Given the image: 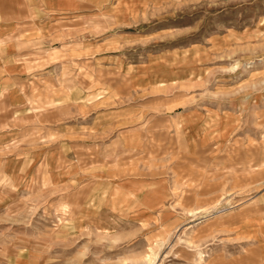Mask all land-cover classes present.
<instances>
[{
  "label": "rangeland",
  "instance_id": "1",
  "mask_svg": "<svg viewBox=\"0 0 264 264\" xmlns=\"http://www.w3.org/2000/svg\"><path fill=\"white\" fill-rule=\"evenodd\" d=\"M0 3L51 20L0 110V264H262L264 0Z\"/></svg>",
  "mask_w": 264,
  "mask_h": 264
},
{
  "label": "crops",
  "instance_id": "2",
  "mask_svg": "<svg viewBox=\"0 0 264 264\" xmlns=\"http://www.w3.org/2000/svg\"><path fill=\"white\" fill-rule=\"evenodd\" d=\"M37 11L32 4L21 6L0 3V110L19 107L27 87L32 82L37 84L39 78L43 77L42 68L28 71L25 63L28 59L32 61L34 55L37 56L41 51L39 46L43 42L42 30L51 25V20L40 17L38 21L31 17L30 14ZM49 12L52 13L53 10ZM7 116L0 112V124L6 125ZM261 235L257 242L253 241L250 249L251 253L258 254V262L264 264V233Z\"/></svg>",
  "mask_w": 264,
  "mask_h": 264
}]
</instances>
